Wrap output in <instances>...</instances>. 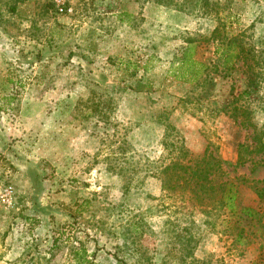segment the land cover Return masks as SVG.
<instances>
[{"label":"rangeland","instance_id":"374dc122","mask_svg":"<svg viewBox=\"0 0 264 264\" xmlns=\"http://www.w3.org/2000/svg\"><path fill=\"white\" fill-rule=\"evenodd\" d=\"M219 1L220 17L150 0H66L65 13L0 0V264H264V238L231 236L218 203L233 180L240 204L261 205L249 186L264 179L261 155L239 148L253 127L231 115L236 103L263 132L264 73L237 99L238 64L214 103L171 74L187 39L229 11L231 29L263 45L264 0ZM179 145L221 160L215 191L164 186Z\"/></svg>","mask_w":264,"mask_h":264},{"label":"trees","instance_id":"16d2710c","mask_svg":"<svg viewBox=\"0 0 264 264\" xmlns=\"http://www.w3.org/2000/svg\"><path fill=\"white\" fill-rule=\"evenodd\" d=\"M150 1L180 11L198 12L217 17H220L219 14L223 12V4L219 0ZM232 16V12L229 11L224 20L220 18L219 24L209 36L188 38L187 45L176 56L171 68V74L175 79L195 85V89L201 90L200 97L209 99L213 103L215 100L212 97L219 80L236 70L238 64L241 65L243 73L246 75L248 86L237 99L254 94L264 73V43L258 48L246 41L243 36L244 33L239 34L235 29H231ZM201 41L207 42L205 50H211L210 45L213 46L214 54L217 55L215 60L205 57V52L201 53L198 49L201 46ZM223 107L229 109L227 103H224ZM234 109L236 113L231 116L236 121L241 118L239 124L243 128L253 127L250 142L240 143L239 148H250V152L260 154L264 166V130L263 132L259 131L256 124L253 123L250 111L242 109L241 112L239 107H236V103ZM174 148L180 152V156L163 166L161 173L164 175V186L175 191L179 188L184 189L188 183H192L189 186L192 192L195 190L207 194L210 190L215 191L216 185L213 184V175L222 170L221 160L207 153L196 159L183 145L174 146ZM239 151L240 159L243 160L244 154L240 149ZM182 178L184 179L181 181ZM243 181L244 183L248 182L246 179ZM249 186L258 196L261 203L258 207L239 203L236 183L233 180L222 181L219 187L221 191L218 203L229 214L230 229L228 233L237 237L238 241L249 236L264 238V179L252 181ZM257 225L260 226V230H257L260 232L259 235L254 231Z\"/></svg>","mask_w":264,"mask_h":264},{"label":"built area","instance_id":"2783aa9c","mask_svg":"<svg viewBox=\"0 0 264 264\" xmlns=\"http://www.w3.org/2000/svg\"><path fill=\"white\" fill-rule=\"evenodd\" d=\"M55 1H56L57 10L60 13H65L72 10V8L68 7V5L66 4V0H55Z\"/></svg>","mask_w":264,"mask_h":264}]
</instances>
